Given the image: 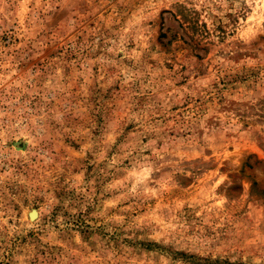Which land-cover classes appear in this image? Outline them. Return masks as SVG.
Here are the masks:
<instances>
[{
  "label": "rangeland",
  "instance_id": "obj_1",
  "mask_svg": "<svg viewBox=\"0 0 264 264\" xmlns=\"http://www.w3.org/2000/svg\"><path fill=\"white\" fill-rule=\"evenodd\" d=\"M0 264H264V0H0Z\"/></svg>",
  "mask_w": 264,
  "mask_h": 264
}]
</instances>
